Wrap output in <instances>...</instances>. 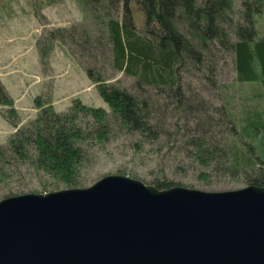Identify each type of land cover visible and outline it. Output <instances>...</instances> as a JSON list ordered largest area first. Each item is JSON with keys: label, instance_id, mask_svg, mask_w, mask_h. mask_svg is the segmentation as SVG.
Returning a JSON list of instances; mask_svg holds the SVG:
<instances>
[{"label": "trees", "instance_id": "1", "mask_svg": "<svg viewBox=\"0 0 264 264\" xmlns=\"http://www.w3.org/2000/svg\"><path fill=\"white\" fill-rule=\"evenodd\" d=\"M76 1L93 24L79 30L80 38L103 50L110 67L131 78L132 85L107 82L102 71L84 66L107 109L76 99L57 113L36 98V118L0 144L3 197L19 194L14 183L24 175L36 177L39 193L81 187L84 173L111 147H125L149 173L150 166L157 169L160 177L151 183L160 190L180 186L165 169L199 179L238 176L247 185L264 187V106L242 101L237 109L228 95L231 86L218 80L228 61L239 85L254 90L246 99L264 100V38L257 25L264 0ZM72 30L68 38L75 44ZM62 31L46 33L50 41L41 58L53 40L64 44ZM187 75L212 87L219 104L184 88ZM12 103L0 83V104L9 106L10 114ZM164 155L168 164L158 165ZM127 171L133 174L125 167L117 174Z\"/></svg>", "mask_w": 264, "mask_h": 264}, {"label": "water", "instance_id": "2", "mask_svg": "<svg viewBox=\"0 0 264 264\" xmlns=\"http://www.w3.org/2000/svg\"><path fill=\"white\" fill-rule=\"evenodd\" d=\"M0 264H264V187L160 190L113 174L8 196Z\"/></svg>", "mask_w": 264, "mask_h": 264}, {"label": "rangeland", "instance_id": "3", "mask_svg": "<svg viewBox=\"0 0 264 264\" xmlns=\"http://www.w3.org/2000/svg\"><path fill=\"white\" fill-rule=\"evenodd\" d=\"M45 2L0 0V83L12 99L14 109V114H10V107L0 104V144H5L15 134L16 128H23L36 118V98L41 103L50 105L57 113L66 112L76 99L87 106L107 109L94 84L88 79L84 66L102 71L107 82H118L126 87L132 85L131 78L110 67L103 50L94 48L80 38L79 30L85 31L83 27L92 28L93 24L87 22L88 18L80 10L76 0H56L49 4ZM257 25L264 38V16ZM57 28L63 30L64 44L53 40L52 49L44 50L41 58V50L50 41L46 33ZM73 28L76 31L72 30L70 33L77 36L75 44L68 38V31ZM224 64L220 68L218 80L231 86L228 95L232 96L235 104L237 101V109L242 101L251 107L257 104L264 106L261 97L257 101L246 99L250 94L253 95V88L250 85H239L230 63L226 61ZM185 79L184 88L192 94L200 99H209L215 106L219 104L215 91L199 76L187 75ZM262 150L264 151V146ZM261 156L264 158L262 153ZM167 158L164 155L158 165L168 164ZM121 167L132 171L133 174L127 171L129 176H126L148 185H152L151 180L155 176L160 177L157 169L150 166L152 171L149 173L150 169L143 165L142 159L131 156L125 147H111L107 152L101 153L98 162L84 173L86 180L83 186L76 188L88 187L103 176L117 174ZM166 170L168 179L179 183L181 187L205 192L231 191L248 186L238 176L211 174L205 179H199L190 172H176L172 175ZM14 187L19 189V194L16 195L39 193L40 189L36 177L30 175H24L14 183ZM57 189L67 188L60 186ZM3 195L4 189L0 185V200L5 198Z\"/></svg>", "mask_w": 264, "mask_h": 264}]
</instances>
